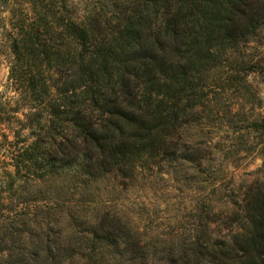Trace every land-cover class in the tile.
<instances>
[{
	"label": "trees",
	"instance_id": "1",
	"mask_svg": "<svg viewBox=\"0 0 264 264\" xmlns=\"http://www.w3.org/2000/svg\"><path fill=\"white\" fill-rule=\"evenodd\" d=\"M30 1L11 34L9 79L27 109L24 127L35 136L12 157L20 179L75 172L96 180L157 156L195 74L217 50L248 42L264 22V0H131L125 10L116 5L113 17L81 21L68 0ZM38 209L0 212V264L97 261L101 241L53 235ZM245 211L249 230L235 235L228 251L206 248L207 257L264 264V186L248 189ZM96 228L94 235L114 239L117 249L131 242L127 227L108 214ZM123 257L117 252L108 264H124Z\"/></svg>",
	"mask_w": 264,
	"mask_h": 264
},
{
	"label": "rangeland",
	"instance_id": "2",
	"mask_svg": "<svg viewBox=\"0 0 264 264\" xmlns=\"http://www.w3.org/2000/svg\"><path fill=\"white\" fill-rule=\"evenodd\" d=\"M68 1L77 21L110 18L116 5L125 10L132 4ZM31 4L0 0V212L36 213L39 206L38 220L53 235L59 230L101 241L95 245L97 263L83 259L82 264L115 262L117 252L124 264H222L205 249L228 251L233 237L249 230L246 193L264 186V22L248 42L217 50L206 71L195 74L157 156L96 180L85 181L75 172L20 179L12 157L35 136L24 127L27 109L9 79L11 34ZM106 214L127 227L134 246L123 243L117 249L114 239L94 235Z\"/></svg>",
	"mask_w": 264,
	"mask_h": 264
}]
</instances>
